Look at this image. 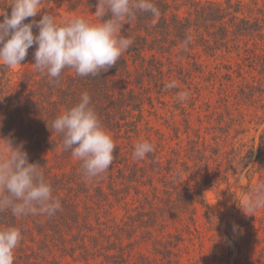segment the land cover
<instances>
[{
    "label": "trees",
    "instance_id": "trees-1",
    "mask_svg": "<svg viewBox=\"0 0 264 264\" xmlns=\"http://www.w3.org/2000/svg\"><path fill=\"white\" fill-rule=\"evenodd\" d=\"M87 2L95 6L98 0ZM261 2L262 5L259 0H154L160 16L137 13L130 24L125 22L121 34L130 36L133 43L113 67L95 77L78 76L73 69L66 68L58 81L50 78L34 65L36 45L29 48L21 64L23 67L33 64V70L15 73L5 65L0 66V145L5 138L14 145L23 144L29 162L42 166L53 195L61 203L52 216L16 218L10 211L0 213V227L16 226L22 230L23 239L15 250L14 264H20L19 261L43 264L39 258L46 264H62L57 254L75 261L90 262L101 257L103 264H123L134 255L138 245L148 240L155 244L157 254L171 255L173 251L164 245V236L155 238L157 228L162 227L161 233L165 220L183 221L199 207L206 211L205 218L210 223L219 220L205 200L204 187L216 186L223 180L226 183L230 173L239 184L245 174L248 182L245 193L249 194L256 186L253 184L256 176L259 183L264 181V130L258 147L253 145L246 151L224 150L216 138L215 144L210 145L196 134L197 141L190 140L192 147L186 155L185 171L179 169L177 150L174 159L164 162L162 152L156 150L153 139L148 137L154 151L138 160L133 158L135 145L131 143L134 139L142 141L146 105L154 109L155 99L164 105V96L177 95L178 86L167 89L166 84L181 76L192 81V75L203 69L200 61L203 55L214 57L217 51L228 49L230 43L237 46L243 39L264 42V0ZM10 3L11 0H0V11L10 15ZM245 9L256 12V16H244ZM107 18L100 17V21ZM32 20L30 17L25 22ZM38 31L33 28L34 34ZM188 36L192 39L185 48ZM258 50L261 55L257 71L263 84L264 47ZM172 57L181 59L178 72L172 67L165 69L166 62L174 63ZM183 59L191 69L183 67ZM130 60L135 67L133 72ZM188 79L182 81L190 85ZM257 88L261 93L258 102L264 109V89L262 85ZM84 92L89 93L102 126L110 132L116 146L109 169L91 179L84 176L81 162L72 157L71 150H64L62 136L51 130L52 121L77 104ZM260 119L264 123V118ZM186 128L189 130V124ZM189 161L193 167L188 165ZM223 165L222 173L219 168ZM189 171L197 188L183 185L182 173ZM155 175L159 176L161 188L150 184L149 192L142 190L140 187ZM131 189L138 197L142 196L138 200L140 205L119 221L113 199L117 201L119 195ZM261 220L264 233V217ZM255 221L256 216L252 215L249 222L239 220L238 227H232L234 234L230 240L237 243L239 254L245 252L247 258H251L255 243L252 239ZM166 235L170 238V234ZM166 244L176 247L172 241ZM260 247L264 254V238L260 239ZM18 250L31 253L20 256ZM140 258L143 260L140 264H149L145 256Z\"/></svg>",
    "mask_w": 264,
    "mask_h": 264
},
{
    "label": "rangeland",
    "instance_id": "rangeland-1",
    "mask_svg": "<svg viewBox=\"0 0 264 264\" xmlns=\"http://www.w3.org/2000/svg\"><path fill=\"white\" fill-rule=\"evenodd\" d=\"M247 1L251 2V0ZM259 3L263 4L261 0ZM40 7L41 12L33 20L39 21L47 12L54 15L60 24H65L76 17H83L93 23L101 22L96 14V5H89L87 0H43ZM242 14L247 17L256 16V12H250L247 9ZM3 19L4 16L0 15V21ZM259 47H264L263 41L243 39L237 46L230 43L228 49L217 51L214 57L203 55L200 59L204 64L203 69L201 73L192 75V81L187 78L188 82H191L190 85L182 81L187 80L183 76L180 77L181 79L174 78L180 90L177 95L164 96L162 99L165 102L164 105L155 99L154 109L146 105L140 139L143 141L148 137L152 138L156 150L162 152L164 162L174 159L175 150H177L180 155L178 162H180L181 171L186 170L184 162L192 147L190 140L197 141L196 134H200L201 140L210 145L215 144L214 139L216 138L224 150L234 148L246 151L253 145L258 147L259 138L264 130V123L260 119V117L264 118V109L258 102L261 93L257 88L262 85L264 89V83L262 84L261 76L257 71L259 68L258 55H261ZM180 60L172 57L174 63L170 65L165 59V69L172 67L178 72ZM2 65L4 64L0 62V66ZM182 65L186 69H191L186 59L182 60ZM129 66L133 72L135 67L132 60L129 61ZM11 69L15 73L30 71L34 69V65L23 67L19 64ZM250 85L256 88L251 90ZM184 92L188 93V97L183 102L177 100ZM249 96L252 99H249ZM154 97L157 96L154 95ZM184 112L185 115H183ZM188 124L189 130L186 128ZM148 126L151 130H148ZM121 141L128 142L124 139ZM131 141L134 145L138 143V139ZM188 165L194 166L191 161ZM224 168L225 165L219 170L223 173ZM182 174L183 185L197 188L191 171ZM158 177L155 175L151 181L146 182L140 188L148 192L150 184H156L161 188L162 184H159ZM223 182L225 181H221L216 186L203 188L207 204L211 211L218 215L217 222L210 223L205 218L206 211L200 207L195 213L186 216L183 221L165 220L161 233L160 228L162 227L157 228L155 238L160 239L164 236V245L169 247L173 254H157L154 250L155 244L148 240L138 245L134 255L123 264H140L143 261L140 258L142 255L148 259L149 264H264V254L260 247V239L264 238L260 227L261 219L264 217V208L255 213L246 214L243 211L248 201V194L245 193L248 182L245 174L241 176L239 184L233 173L228 175L226 183ZM258 183V176H256L253 184ZM141 199L142 196L138 197L132 189L119 195L117 201L113 199V210L117 219L120 221L130 215L135 207L140 205L138 200ZM252 215L256 216V232L258 233H253L254 248L252 247L251 258H247L245 252L239 254L237 243L231 241L230 238H233V228L238 227L239 220L249 222ZM166 234H170V238ZM167 241H172L176 247H170L166 244ZM34 247L37 248L36 245ZM18 252L20 256H23L25 253L30 254L31 250H23L22 253L18 250ZM57 256L62 264H103L101 257L84 262L72 260L70 257H60V254ZM30 260L33 261L32 257ZM39 262L46 264L42 258H39ZM19 263L21 264L22 261Z\"/></svg>",
    "mask_w": 264,
    "mask_h": 264
},
{
    "label": "clouds",
    "instance_id": "clouds-1",
    "mask_svg": "<svg viewBox=\"0 0 264 264\" xmlns=\"http://www.w3.org/2000/svg\"><path fill=\"white\" fill-rule=\"evenodd\" d=\"M43 0H11V14L0 11V62L11 68L22 64L28 50L36 45V68L47 72L50 78H60L64 69H73L78 76H98L113 67L133 43L130 36L122 35L125 22L131 23L137 13L160 16L154 0H98L96 14L107 16L99 23L76 17L65 24L45 12L39 21L25 22L41 12ZM38 34H34L33 28ZM191 36L184 40L187 48ZM177 87L176 81L166 84ZM188 93L180 94L183 102ZM51 130L62 136L64 150H71L74 159L81 162L86 178H95L109 169L114 159L115 143L104 128L92 106L88 92L79 102L59 114ZM154 151L151 142L143 140L134 146L133 158L144 159ZM61 207L46 180L42 166L30 163L23 144L14 145L5 138L0 145V213L10 211L16 218L54 215ZM264 208V181L248 194L243 211L255 213ZM22 230L16 226L0 227V264H14L15 250L22 241Z\"/></svg>",
    "mask_w": 264,
    "mask_h": 264
}]
</instances>
